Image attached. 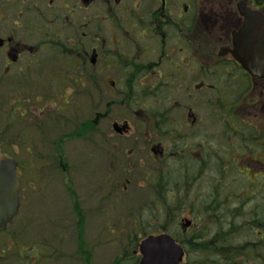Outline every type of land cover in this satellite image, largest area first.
I'll return each mask as SVG.
<instances>
[{"label": "flooded vegetation", "instance_id": "flooded-vegetation-1", "mask_svg": "<svg viewBox=\"0 0 264 264\" xmlns=\"http://www.w3.org/2000/svg\"><path fill=\"white\" fill-rule=\"evenodd\" d=\"M239 3L264 17V4L257 5L254 0H0V74L5 105V114H0V137L6 130L8 136L16 130L24 135L25 169L18 164L16 173L19 178L21 170L26 174L32 191L25 193V201L39 193L45 205L20 219L29 222L32 238L19 240L20 226L16 224L19 264H92L88 257L100 249H88L86 239L96 236L111 247L122 235L115 226L95 235L86 233L83 206L72 181L79 176V165L90 170L91 191L97 195L95 214L101 217V212H109L117 203L134 205L136 211L131 229L123 231L127 242L115 248L111 264H140L141 240L163 233L182 251L178 264L221 260L222 256L197 255L192 249L203 240L191 239L204 226L206 218L200 213L210 207L209 197L219 193L214 188L225 177L222 172L231 171L233 179L246 178L252 188L256 181L264 182V133L250 121L251 111L235 107L242 100L248 104L249 91L264 83V78L246 72L229 53L219 55L220 49H232V34L244 23L237 10ZM232 5H236L233 12ZM214 6L229 11L203 15V8ZM215 29L216 34L211 32ZM203 32L211 40L207 42L210 48L205 47L208 64L197 52L196 35ZM212 42L217 43L214 50ZM87 82L91 88L97 86L98 101L103 95L138 92L130 114L137 122L135 132L129 133L133 127L127 121L125 134L114 133L113 123L126 120L113 119L112 134L103 133L101 126L109 108L100 101L97 106ZM55 85H59L58 92L45 90H54ZM208 93L213 98L209 102L219 108L205 115L199 102ZM225 95L229 102L221 100L226 107L222 109L218 98ZM233 102L236 104L230 109ZM73 111L77 115L94 111L89 119L77 118L75 125L85 137L69 136ZM141 119L145 122H139ZM205 119L216 124L213 130ZM51 131L56 140L63 138L50 144L55 159L44 152L39 156L42 189L35 191L37 172L28 158L32 154L29 139L35 135V146L43 151V139L53 137ZM72 142L81 147L71 158L79 162L68 159L67 146ZM218 166L222 169H215L216 181L209 187L204 177ZM47 167L57 172L65 192L72 190L76 202L72 203L73 196L67 193L70 203H64V193L58 208L52 204L55 195L49 186L53 179ZM161 173L169 177L165 185L173 218L169 232L155 231L170 216L163 205ZM251 174L254 179L250 180ZM180 199L186 201L180 205ZM111 216L108 214L109 219Z\"/></svg>", "mask_w": 264, "mask_h": 264}, {"label": "trees", "instance_id": "trees-1", "mask_svg": "<svg viewBox=\"0 0 264 264\" xmlns=\"http://www.w3.org/2000/svg\"><path fill=\"white\" fill-rule=\"evenodd\" d=\"M254 3L257 5H263L264 0H254ZM58 86L59 85H55L54 90L47 88L45 90H49L50 92H58ZM1 90H3L2 78L0 79V91ZM137 95L139 96L138 92L124 93L120 98V101H118L119 106L125 108L127 111H129L130 114H132L134 112L133 110H135L133 103L135 102V96ZM221 100L224 103H227V101L229 102V99L226 95L224 99L218 98V104L222 109H225V104L222 103ZM235 104L236 103L233 102V105L228 107L230 109L234 108ZM0 114H5L3 93H0ZM70 114V120L73 126L68 130L69 136L78 139L80 138V135L82 134L81 132L83 130H78V126L75 125L79 121L77 120L78 117H76L77 113L73 111V113ZM139 122L145 121L141 119L139 120ZM55 124L56 123H53V125ZM142 126L145 127L147 125ZM17 131L18 130H16V132L11 136H8L6 135V130V134L0 137V151L2 154L7 155L8 157L14 158L19 163V166L22 168V170H24V135L17 133ZM49 135H53V137L43 139V143L46 144V146L43 148V151L39 149L38 146H35V143L37 141L35 135H31L29 139L32 149L30 150V152L32 154H30L28 158L31 161H34V168L37 172L36 177L33 178L34 182L36 181V179H39V181H41L39 177L41 172H39L40 168L38 166L39 156H41L44 152L46 157H53L52 159H55V156L53 155V149H51L50 144L53 142L55 144V142H57L60 138H63L61 135L60 138L56 140L54 131H51ZM39 136L41 137V135ZM85 136L86 135L82 134L81 137ZM57 157L58 155H56V158ZM54 162H56V160H54ZM64 164H66L65 161ZM230 167L233 169V171H235V167L233 165H231ZM214 168L216 169V167ZM207 169H210V167H207ZM220 169H222V166H218L219 171ZM22 170L20 171L22 175L21 184L23 187H25L28 186V184L27 180H25L26 174L22 172ZM222 173L223 175L225 174L224 172ZM168 179L169 177L166 174L161 173L160 182L162 184L160 183V189L162 191L163 205L169 208L168 211L170 216L168 219L165 218L163 220V227L156 226L155 231L158 229V231L169 232L171 231V227L173 224V218L171 214L172 211L170 209L171 202L169 198L166 199L168 189L165 185L168 184ZM237 179L241 180L240 185L243 189L241 194L231 193V191L236 190L233 188V185H231V187L229 186L230 189H227L221 184L215 186V192L219 193L217 195L215 194L214 196L209 197L211 200L210 207L207 209H203L200 213L206 218L205 222L202 224L204 226H202L199 232H197L195 238L192 237L193 239H191L195 241L202 239L203 243H199L198 246L193 247L192 250L196 251V254L201 256H222L221 260H213L214 264H264V182L260 181V183L258 184L260 185V190L251 192L252 186L249 185L247 180H244L243 177ZM64 181L66 182V180ZM236 186L240 187L239 185ZM66 193L73 196L71 201L72 203L76 202V197L74 198V193L72 192V190L70 191V189L68 190L67 188ZM231 197L234 198V202H231ZM185 201V199H180V205H182ZM19 225L20 227H23L18 228L21 230V232L19 231V235L21 240H23V237L26 235L25 233L28 230L32 231V229L30 228V224L28 221L22 220ZM187 239L188 238L186 237V240ZM0 241H2V243H0V264H19L15 223L8 226L4 230V232L0 233ZM7 241L13 242V249L11 251L12 253L9 255H5L6 251L9 252V249L5 246Z\"/></svg>", "mask_w": 264, "mask_h": 264}, {"label": "rangeland", "instance_id": "rangeland-1", "mask_svg": "<svg viewBox=\"0 0 264 264\" xmlns=\"http://www.w3.org/2000/svg\"><path fill=\"white\" fill-rule=\"evenodd\" d=\"M236 5H232L229 8L231 9V11H235L236 10ZM224 6H214L212 7H206L203 8V15L207 16L210 14H216V13H221L222 11H229L228 8H223ZM213 9V10H211ZM219 9V10H216ZM217 29L215 30H211V32H214L216 34ZM210 32V33H211ZM210 35V34H209ZM208 34L206 33H200L196 35L197 38V52H198V57L199 59H203V62L208 64L210 63L209 61H207L206 55H207V51L205 49V47L210 48L209 44H210V39L207 37ZM212 39V38H211ZM213 40V39H212ZM209 44H208V43ZM217 43L212 42L211 46L214 50V46ZM212 58H214V53L212 54ZM1 76V74H0ZM118 82H121V80L119 78L115 79ZM88 86L87 89L91 88V86L89 85L90 83L87 82ZM100 83L98 82V87L100 86ZM94 88V89H93ZM97 86H93L91 88V90L94 91V96L96 97L97 94V90H96ZM0 93H3V90L0 91ZM122 97V95H118V94H112V95H103V97H101V99L99 100L100 103L105 104L106 106L109 108L107 110V112L109 113V116L106 118V121L102 122V126H101V130L103 131L104 134L109 135L112 134L111 131V121H113V119L118 120V121H128V123L131 124V126L133 127V129L129 130V133L131 132H135L137 126L136 123L133 118L131 117L129 111H127L125 108H122L119 106V102L120 98ZM205 98L202 99L201 103L199 102V104H201L200 108L201 111L205 114L208 115L207 112H213L214 110H218L219 107H216L209 102L212 98V96L210 95V93L205 94L204 95ZM249 98V103L245 104L246 102L242 101L240 103L237 104V106H235L238 109H242L244 111H247L246 113H248V111L250 113V115L248 117H250V121L254 122L256 124V127L259 128V130H262L264 133V115L262 113V110L264 107V83L259 82L258 84H256L254 86V88H252L247 96V99ZM97 100V97H96ZM98 101V100H97ZM99 101L97 103V106L99 105ZM118 102V103H117ZM230 106V105H229ZM98 111L100 110L98 107L96 108ZM94 111H92L91 113L93 114ZM252 112H255V115H252ZM89 112V115L87 113V111L85 112H79V115L76 116L78 117V119L83 120L84 119H89L90 117H92V114ZM77 119V120H78ZM4 121L6 122V117H4ZM212 119H205V124L206 126H209L210 129L213 130V127H215V125L211 122ZM141 128V127H140ZM212 132V131H211ZM7 135V134H6ZM80 145L78 143H74L72 142L69 146H67L68 149V159H71L72 157H74L73 155L78 152L80 150ZM81 151V150H80ZM78 156H76L77 158L79 157V153H77ZM73 160V159H71ZM77 161L79 162L77 159H74L72 162ZM70 165V162L68 163ZM78 170H80L79 176L75 177L72 181L74 182L75 185V189L77 191V196H78V201L82 204L83 206V210H84V215H85V229H86V233L88 234H98V233H103L108 231V227L112 226L116 228L117 233L121 232L122 235H118L119 239L118 240H114L112 242L111 247L107 246L106 241H100L98 240V237H93L90 239H86V247L88 249L94 250V249H100L98 252H96L95 255L89 256L88 260L89 263L92 262V264H111L114 261V254H116V249L120 246H122L123 244H125L127 242L126 239H124L126 237V235H123V231L124 232H128L131 226V221L134 220L135 217V209H134V205H124L123 203H117L113 209H110V211L108 212V210H104L105 214H102L101 212V217L98 214H95L94 212L96 211L97 208V202H96V193L94 194V192L91 191V186H92V181L90 180V170L88 169L87 165H79ZM218 167H216L217 169ZM37 169V168H36ZM221 170V169H220ZM36 171V170H35ZM47 173L50 174L49 177H51L53 180L52 182H50V186H49V190H53V192L51 194L55 195V202L52 203L53 205H55L57 208L59 207L58 204H60V199H63L62 197L64 196L65 193V200L64 203H70L69 200V195L64 191L63 188V184L61 182H59V179L56 178V174L57 172L55 170H52L50 167H47ZM215 168H211V171H209L206 176L204 177V181H207V184L210 187V183L215 182ZM224 175H226L225 177H223L220 181L219 184H221L222 186L226 187L227 189L229 188V186L231 187V185H233V188L236 190L231 191V193H236V194H241V192L243 191V189L241 188L240 185V179L238 180L237 178L233 179V176L231 175V171H228V173H225ZM242 178V177H240ZM250 180L254 179L253 174L250 175ZM244 180H246V178L243 177ZM35 186H34V190L37 191L38 189H42V184L40 183L39 179H36V181L34 182ZM256 188H252L253 190H260V185L258 181H256ZM239 185L240 187L236 186ZM73 186V185H72ZM230 189V188H229ZM31 188H29L28 186L23 187L22 189V194L24 196H22V200H21V216L20 218H26V215L28 217L29 214L32 213H36L37 210L42 209L43 205V199L40 196L39 193L33 194L34 196H32L29 200L25 201L26 195L25 193L30 194ZM233 195V194H231ZM114 199L115 196H114ZM231 202H234V198L231 197ZM232 204V203H231ZM262 204V203H260ZM264 206V204H263ZM140 209V207H139ZM138 209V212H139ZM108 214H111V218H108ZM119 219H121V223L117 222ZM23 228V227H20ZM21 232V230H19ZM29 231V230H28ZM28 231L25 233L26 235L24 236V240H28L29 238H32L34 236V233L32 232V235L30 233H28ZM71 235V233H70ZM123 236V237H122ZM125 236V237H124ZM20 238V237H19ZM21 239V238H20ZM0 243H2V241H0ZM8 249L9 252L6 251L5 255H9L12 252L13 249V242L12 241H7L6 245H5ZM112 248V249H109ZM1 256V255H0Z\"/></svg>", "mask_w": 264, "mask_h": 264}, {"label": "water", "instance_id": "water-1", "mask_svg": "<svg viewBox=\"0 0 264 264\" xmlns=\"http://www.w3.org/2000/svg\"><path fill=\"white\" fill-rule=\"evenodd\" d=\"M237 10L244 17L242 28L232 34V49H220L219 55L229 53L246 72L264 78V17L243 3L237 4ZM127 126L126 122L122 126L115 123L113 129L121 134ZM15 168V161H0V231L15 220L19 209V184ZM139 247L142 254L140 264H178L183 257L179 246L167 234L146 238Z\"/></svg>", "mask_w": 264, "mask_h": 264}]
</instances>
